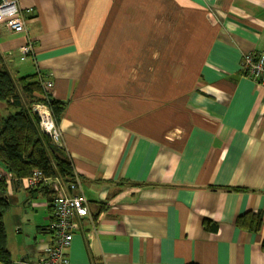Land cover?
<instances>
[{
  "label": "crops",
  "instance_id": "crops-1",
  "mask_svg": "<svg viewBox=\"0 0 264 264\" xmlns=\"http://www.w3.org/2000/svg\"><path fill=\"white\" fill-rule=\"evenodd\" d=\"M18 7L24 29L0 24V63L40 73L67 103L59 145L87 200L68 264H264V87L240 69L242 53L264 52V0ZM5 114L0 102V127ZM20 185L44 210L15 220L6 245L11 264H35L51 212ZM251 212L256 231L236 223Z\"/></svg>",
  "mask_w": 264,
  "mask_h": 264
},
{
  "label": "trees",
  "instance_id": "trees-1",
  "mask_svg": "<svg viewBox=\"0 0 264 264\" xmlns=\"http://www.w3.org/2000/svg\"><path fill=\"white\" fill-rule=\"evenodd\" d=\"M0 102L5 103L6 107L0 127V168L12 173L14 178L11 182H21L33 169L41 170L50 179L60 177L66 181L73 180L75 173L70 157L62 146L53 143L49 136L41 131L38 116L32 109L34 103L43 102L57 122L67 104L55 98L51 91L45 88L40 73L14 77L6 66L0 63ZM49 186L26 189L34 194L40 192L46 198L52 220L51 201L54 191ZM4 189L5 180L0 178V190L3 192L0 193V264H11L3 223V214L8 208ZM261 222V212L243 214L236 221L240 228L249 231L258 230Z\"/></svg>",
  "mask_w": 264,
  "mask_h": 264
},
{
  "label": "built area",
  "instance_id": "built-area-1",
  "mask_svg": "<svg viewBox=\"0 0 264 264\" xmlns=\"http://www.w3.org/2000/svg\"><path fill=\"white\" fill-rule=\"evenodd\" d=\"M0 24L13 33L23 31L24 25L18 0H0ZM19 53L20 59L23 60L30 53V46L28 44L21 45ZM240 69L256 86L264 87V52L242 53ZM44 86L50 90L52 83L45 81ZM32 109L38 116L41 131L47 134L53 143L59 145L61 132L47 105L37 102L32 105ZM0 178L11 181L14 177L12 173L0 168ZM21 182L25 188L50 185L54 191L50 223L52 242L42 248L35 264H68L67 249L72 242L76 228L75 221L88 213L87 200L80 190L78 181L76 179L66 181L60 177L50 179L41 170L33 169L29 176L21 179Z\"/></svg>",
  "mask_w": 264,
  "mask_h": 264
},
{
  "label": "rangeland",
  "instance_id": "rangeland-1",
  "mask_svg": "<svg viewBox=\"0 0 264 264\" xmlns=\"http://www.w3.org/2000/svg\"><path fill=\"white\" fill-rule=\"evenodd\" d=\"M0 193H3L2 190H0ZM4 195L8 201V208L3 214L5 233L9 231L10 228L12 231L16 232V227L13 225L15 220H19L20 218L31 219V215L36 219L37 216H41L44 210L42 205L37 204L38 201H35L36 199H32L30 204L25 203L27 195L29 194L21 185L12 188L11 182L5 180ZM26 223V220L22 221L21 225L23 228L26 227Z\"/></svg>",
  "mask_w": 264,
  "mask_h": 264
}]
</instances>
